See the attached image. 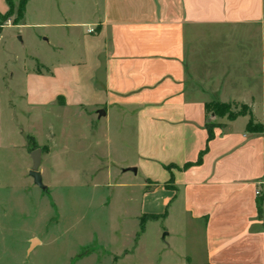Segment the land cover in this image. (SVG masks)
<instances>
[{
	"label": "crops",
	"instance_id": "crops-1",
	"mask_svg": "<svg viewBox=\"0 0 264 264\" xmlns=\"http://www.w3.org/2000/svg\"><path fill=\"white\" fill-rule=\"evenodd\" d=\"M90 11L58 25L81 54L29 74L28 104L63 98L64 111L90 113L94 134L120 120L131 129L126 168L149 188L143 215L182 218L200 234L203 264H264V133L247 129L250 116L207 112L237 104L264 127V0H94ZM59 80L68 87L47 100L40 86ZM209 120L218 125L210 142Z\"/></svg>",
	"mask_w": 264,
	"mask_h": 264
},
{
	"label": "rangeland",
	"instance_id": "rangeland-1",
	"mask_svg": "<svg viewBox=\"0 0 264 264\" xmlns=\"http://www.w3.org/2000/svg\"><path fill=\"white\" fill-rule=\"evenodd\" d=\"M93 5L28 0L26 26L15 25V17L0 20V264H203L200 234L182 218L143 215L151 210L147 183L125 172L134 158L130 128L103 121L94 134L90 113L64 111L63 98L47 106L27 102L29 74L79 59L80 41L68 42L58 25L87 21ZM62 81L40 86L47 100L68 87ZM227 105L236 116L250 112ZM37 149L47 191L30 175Z\"/></svg>",
	"mask_w": 264,
	"mask_h": 264
},
{
	"label": "trees",
	"instance_id": "trees-1",
	"mask_svg": "<svg viewBox=\"0 0 264 264\" xmlns=\"http://www.w3.org/2000/svg\"><path fill=\"white\" fill-rule=\"evenodd\" d=\"M6 2L9 8V11L4 16L0 14V20L2 19L3 22H6V21H10L11 18L15 17V21H14L15 25H20V23H22L25 18L26 5H27L28 0H6ZM207 112L214 117H227L231 121L241 116H250V121H249L247 129L250 132H254V133H264L263 125L256 123L254 121L251 112H249L247 115H237L236 116V115L231 114L230 110L228 109L227 104H219V103H213V104L207 105ZM216 127H218V125L215 123H212L210 120L207 122L206 129L209 135L208 142L214 139L215 137L214 129ZM154 219H156V217H154ZM145 224L146 223L144 221L141 223L139 235H142L145 232Z\"/></svg>",
	"mask_w": 264,
	"mask_h": 264
},
{
	"label": "water",
	"instance_id": "water-1",
	"mask_svg": "<svg viewBox=\"0 0 264 264\" xmlns=\"http://www.w3.org/2000/svg\"><path fill=\"white\" fill-rule=\"evenodd\" d=\"M99 116L103 117L105 116V112L100 111ZM41 154L42 151L40 149L35 150L34 152L31 153V159L33 162V168L30 172L31 177L34 179L35 184L42 189L43 191H47V188L43 184V179L42 175L39 172V168L41 165ZM125 172H132L134 174H137V169L136 168H128L125 170Z\"/></svg>",
	"mask_w": 264,
	"mask_h": 264
},
{
	"label": "built area",
	"instance_id": "built-area-1",
	"mask_svg": "<svg viewBox=\"0 0 264 264\" xmlns=\"http://www.w3.org/2000/svg\"><path fill=\"white\" fill-rule=\"evenodd\" d=\"M93 32H94V30H90V33H93ZM257 194L260 195V192H257Z\"/></svg>",
	"mask_w": 264,
	"mask_h": 264
}]
</instances>
